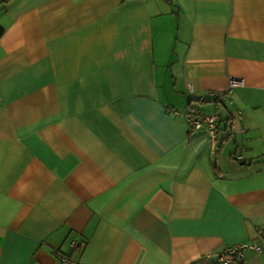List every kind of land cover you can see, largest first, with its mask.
Returning <instances> with one entry per match:
<instances>
[{
    "label": "crops",
    "instance_id": "crops-1",
    "mask_svg": "<svg viewBox=\"0 0 264 264\" xmlns=\"http://www.w3.org/2000/svg\"><path fill=\"white\" fill-rule=\"evenodd\" d=\"M0 24V264H264V0H0Z\"/></svg>",
    "mask_w": 264,
    "mask_h": 264
},
{
    "label": "built area",
    "instance_id": "built-area-1",
    "mask_svg": "<svg viewBox=\"0 0 264 264\" xmlns=\"http://www.w3.org/2000/svg\"><path fill=\"white\" fill-rule=\"evenodd\" d=\"M239 83H241V80L233 77L231 78V81L227 89H223V90L213 89L209 91L208 95L215 99L216 98L227 99L233 87H235ZM189 88L193 89L192 84H189ZM207 96L202 95L199 97V99L205 100ZM178 114L187 121L189 132L205 129L209 134V138L212 146L213 147L216 146L219 125L221 120V112L219 110H215L214 112L211 113H204L203 111H201L200 108L191 106L182 112H178ZM236 158L240 160L243 158V155L237 153ZM257 236L262 240V242H264V226L257 227ZM262 242L242 241L240 243L227 246L221 251L215 253L209 252L206 254V256L207 258L215 261L229 263L232 261L243 259L246 256L247 251L249 250L261 251L263 249ZM70 244L73 247L76 245V241H72ZM58 255L64 264L79 263L77 259L73 258L72 256H70L69 254L63 251H59Z\"/></svg>",
    "mask_w": 264,
    "mask_h": 264
},
{
    "label": "trees",
    "instance_id": "trees-1",
    "mask_svg": "<svg viewBox=\"0 0 264 264\" xmlns=\"http://www.w3.org/2000/svg\"><path fill=\"white\" fill-rule=\"evenodd\" d=\"M3 32H4V27L0 24V36L3 34ZM214 99H215V98H214ZM215 100L219 101V100H221V99L216 98Z\"/></svg>",
    "mask_w": 264,
    "mask_h": 264
}]
</instances>
